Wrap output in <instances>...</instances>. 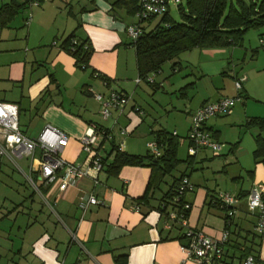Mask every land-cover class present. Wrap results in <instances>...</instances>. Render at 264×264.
Returning a JSON list of instances; mask_svg holds the SVG:
<instances>
[{"label":"crops","instance_id":"crops-1","mask_svg":"<svg viewBox=\"0 0 264 264\" xmlns=\"http://www.w3.org/2000/svg\"><path fill=\"white\" fill-rule=\"evenodd\" d=\"M54 1L48 0L36 7L26 6L10 19L0 12V101L14 103L18 107L20 129L30 138H36L47 124L64 132L68 142L60 156L67 162L86 164L80 139L88 127H101L109 132L110 138L99 142L97 147L98 155L107 158L113 145L129 154H140L144 145L147 152V144L153 141L155 132H168L159 122L162 120L165 125L172 115L176 137L179 130L187 136L195 111L204 103L223 97L240 96L241 127L248 118L264 117L262 42L259 47H252L249 43L245 44L244 35L240 52L237 46H233L235 50L229 58H240V71L234 65L232 76L224 72L228 57L216 59L227 54L223 50L231 47L192 49L181 53L176 58L178 65L175 67L176 70L187 71L181 80L169 83L164 81L163 75L158 79L162 83H156L153 78L154 83L148 84L154 91L161 85L169 84L173 88L171 92L179 97L174 102L169 98L163 103L154 99L157 93L152 94L151 103L162 111L167 112L171 108L179 113H172L165 117L166 120H157L145 109L147 102L143 95L147 94L146 90L140 89L141 94L138 93L137 87L142 81L135 82V54L132 58L129 55L126 58L120 56L125 47L124 28L116 22L117 15L111 16L108 12L109 4L100 0ZM10 2L0 0V8ZM117 17L120 18L119 15ZM105 28L120 30V34L106 36L108 32L104 31ZM72 33L75 40H86L92 50L85 69L79 68L62 46ZM176 70L171 72L175 74ZM228 76L243 80L240 92L234 87L233 93L226 94L224 85L222 89L213 83L218 77ZM110 91L127 95L128 102L122 112L112 110L109 118L102 119L99 103L93 94L106 95ZM235 113L238 110L235 112L233 109L231 116ZM220 117L212 118L206 124L215 141L220 135L216 121ZM149 118L153 124L147 127L148 132L140 131ZM256 133L255 130L252 134L253 140ZM199 151L203 152L185 160L186 168L194 171L197 161L201 166L206 163L208 155L203 149ZM0 160L9 163L6 158ZM110 160L111 157L108 162ZM1 174L0 165V177ZM250 174L253 181L249 189L232 193L239 202L230 231H240V214L248 215L246 194L254 186L264 187L262 164L257 163ZM149 177L150 169L124 166L116 175H108L103 169L96 185L89 178H81L62 192L55 185L47 188L39 185L40 194L33 187V192L29 193L24 190L23 184H2L0 227L7 229L11 224V231L16 232L18 241L7 239L11 245L1 249L18 256L12 264H116L115 258L123 256L126 257V264H197L188 258L184 248L187 241L179 240L182 235L180 227L174 224L168 226L165 216L157 210L165 193L157 196L151 190L146 205L140 203L139 209L135 208V200L143 195ZM11 182L15 181L11 179ZM218 192L208 197L207 205L221 211L215 203ZM91 195L99 204L82 208ZM183 200L188 203L185 197ZM191 210L187 217L188 227L215 238L220 236L225 229L223 211L222 230L210 232L213 227L191 221Z\"/></svg>","mask_w":264,"mask_h":264},{"label":"built area","instance_id":"built-area-1","mask_svg":"<svg viewBox=\"0 0 264 264\" xmlns=\"http://www.w3.org/2000/svg\"><path fill=\"white\" fill-rule=\"evenodd\" d=\"M46 1L48 0H41L40 2ZM170 1H140V9L135 15L137 22L128 25L125 29L131 41H135L141 36V24L143 22L152 17L160 16L169 10ZM173 1L176 4L181 2V0ZM38 5L39 1H32L29 7ZM262 43L264 44V39ZM73 44L76 45L77 43L74 41ZM143 80L137 77L135 82L138 84ZM242 81L241 79L235 81L234 87L238 92L242 89ZM145 82L153 84L154 79L148 76L145 78ZM93 97L99 103V115L102 119L109 118L112 110L122 112L128 102L127 95L116 91H110L106 95L95 93ZM239 100V95L234 98L223 97L214 102L204 103L195 111L186 136L189 143L188 155L190 157L196 156L201 149H211L214 152L220 151V145L212 139L206 124L212 117L230 114L235 103ZM172 134L176 135V132L174 131ZM109 138V133L106 134L104 129L88 127L80 139L81 150L86 154V164L79 165L67 162L60 156L68 142L64 132L47 124L36 138H30L20 129L18 107L14 103L0 101V158H6L37 193L41 194V191L35 183V178L38 179L43 188L55 185L60 192L66 190L69 186H73L81 178H89L95 185L98 184V175L102 172L104 166L102 158L97 153V147L99 142ZM147 148L152 156H160V150L154 141L148 143ZM24 158L29 160L27 172L18 164V160ZM193 189L186 177L179 182L173 199L175 207L166 212L165 223L168 226L174 224L180 227L182 235L187 241L184 248L188 252L190 260L197 264H224L229 232L224 229L220 236L215 238L187 225L184 212L190 208V205L184 202L183 199L184 195L187 192H192ZM218 200L222 207L226 208V216L232 219L239 199L227 193H219ZM98 204L99 201L94 195H91L88 197L86 204L82 205V208L85 209L88 205ZM245 204L248 215L254 219V234L264 239V187L254 186L248 192ZM225 222L229 225V221L224 220ZM238 264L264 263L261 262L259 255L250 254L239 260Z\"/></svg>","mask_w":264,"mask_h":264},{"label":"trees","instance_id":"trees-1","mask_svg":"<svg viewBox=\"0 0 264 264\" xmlns=\"http://www.w3.org/2000/svg\"><path fill=\"white\" fill-rule=\"evenodd\" d=\"M32 1L38 0H23L22 2L11 0L9 4H5L0 8V12H2L3 17L10 19L20 9L26 6L29 7ZM140 1L115 0L110 10H115V6H117L119 9H125L131 16H135L140 9ZM178 12L181 19L178 23L170 18L169 10L160 16L150 18L148 21L155 18H159V20L149 31H144L142 28L141 36L129 43L134 49L137 76L144 79V82L145 78L151 74H158L167 62H172L171 69L175 71V67L178 65L176 58L183 52L192 49L237 46L248 30L264 28V0L258 5L252 0H249L248 3L244 0H186L184 6L181 2L178 3ZM260 38L264 39V32L260 34ZM74 41L77 43L76 45L73 44ZM62 46L72 55L75 64L79 68L85 69L88 66L92 50L86 40L77 41L72 33L63 41ZM243 127L247 130L255 129L257 131L254 136L255 147L252 155L254 161L264 167V117L248 118ZM105 133L108 134L109 132L105 130ZM176 138V135L172 133L155 132L153 141L160 150V156L158 157L152 156L149 150L145 156L129 154L113 145L108 157L102 158L104 169L108 175H116L122 167L128 165L150 169V177L145 191L140 198L135 200V208L139 209L140 203L146 205L151 190L157 189L163 177L170 175L181 162L177 158L178 141ZM109 157H111L110 162H108ZM190 158L192 157L188 155L187 159ZM184 177L186 176L183 174L179 178H175L161 198L157 210L162 215L166 216L167 209L175 207L173 199L179 182ZM215 203L224 212L223 219L229 221V225L225 222V230L229 232L226 258L229 256L228 250L239 253L238 261L252 254L251 247L246 246L247 238L241 236V231H230L232 219L226 216V208L222 207L218 199L215 200ZM190 208L184 212L186 219ZM254 237L261 244L263 239L255 234ZM180 239H185V237L181 235ZM240 239L242 240L241 243ZM125 259V256L116 257L115 262L116 264H126Z\"/></svg>","mask_w":264,"mask_h":264},{"label":"rangeland","instance_id":"rangeland-1","mask_svg":"<svg viewBox=\"0 0 264 264\" xmlns=\"http://www.w3.org/2000/svg\"><path fill=\"white\" fill-rule=\"evenodd\" d=\"M3 1L6 2L8 0H3ZM40 1L39 4L42 3ZM56 1L58 0H55L54 2ZM100 1L108 3L109 8H111L113 7V3L115 0H100ZM244 1H246L247 3L249 2V0H244ZM252 1L256 5H258L262 0H252ZM185 2L186 0H181V4L183 6L185 5ZM108 12L110 13L111 16H114V13L116 12V15L120 16V18L116 16V22L119 23V25L123 26L124 28L123 40L125 43V47H124V51H122L120 56L126 58L129 55L132 58V56H134V49L132 46L129 45V43H131V39L127 36L125 29L128 25H131V23L135 22L137 18L135 16H131L130 14H128L125 9H119V7L117 6H115V10H108ZM169 16L176 23L181 21L178 12V4H176L173 0L169 2ZM158 20L159 18H155L150 21L143 22L141 24V27L144 29V31H149L156 25ZM104 31L108 32L106 36H110V35L117 36L120 34V30L111 29V28H105ZM263 32H264V28L248 30L245 33V37H244L245 44L249 43L252 45V47H255V45L259 47L260 42H262V40H260L262 39L260 38V34H262ZM236 48L237 51L240 52V41H239V45H237ZM232 50H235V47H231L229 49L223 50V52L225 51L228 53L216 57L217 60L223 58V56L228 57V61H227L228 63L226 65V70H224V72L231 76L234 72V65H237V70L240 71V58H237L236 60H234L233 58H229V56L232 55L231 53ZM128 51L130 53H127ZM171 65L172 62L165 63L162 66L161 72H159L158 74H151L150 77L155 78L156 83L159 84L162 82H159L158 79H160V77H162L163 75L165 77L164 81L168 80L169 83L178 82L179 80H181L183 73H187L186 69H182L185 65L181 67L182 70L177 69L175 74L171 72L172 71ZM235 81L236 80L231 79L228 76V77H218L214 79L213 83L216 84L217 86L220 85L222 89H223L222 85H224L225 93L231 94L233 93L234 90ZM161 87L160 89L154 91L151 85H148L144 81H142V83L137 88L139 89L138 93L140 94H141L140 89H144L147 92L145 96L143 95V99L145 102H147L145 103V107L149 109L147 108L145 109L146 111L148 110V114L152 115L154 119L160 120L162 118L163 120L164 119L166 120L165 117H168L172 113L173 114H179V113L176 111L173 112L171 108H168L167 112L162 111L155 104L151 103L153 95L157 93L154 99H156V101L161 100L163 101V103L168 102L169 98H171V100H173L174 102V100H177V98L179 99V97H177L175 93L171 92L173 88H171L169 84L161 85ZM221 88L219 89L221 90ZM234 97H237V94L234 95L233 97L229 96V98H234ZM190 98L191 96H189V99ZM146 104H148L149 106H147ZM240 104H241L240 100L235 103V108L233 109H235V112L236 110H238V113H235V116L233 117L231 116L232 113L231 111L230 114L216 119L219 127L218 130L220 131V135L218 136V140H216V142L220 145V151L214 152L211 149H203L208 155L207 156L208 159L203 166H201L200 163L197 161L195 164V166L197 165L196 166L197 169L194 171H192L190 168H186L187 166L185 160L187 159L188 156V141L186 139L185 132H183V130H179L177 136L179 140L177 157L181 162L175 167V169L171 172L170 175L164 176L159 184V187L157 189H154L155 195L159 196L168 190L173 179L175 178L177 179L183 174L188 175L189 177L186 178L194 189L192 192H187L184 195V197L188 201V203L192 205L191 221H193L194 223L196 221H199L201 224L206 223V226L213 227V229H211L210 232L212 230H217V231L222 230L221 217L223 216V213L222 211H218V209H216L212 205H207L209 203L208 197L213 196L214 193H217L218 191H220L218 193H227L233 196L234 194H237L240 191V189L243 190L249 189L253 181L249 171L253 172L254 168L257 166V163L254 161L252 155V152L255 147L252 134L254 135L255 130L249 131L241 127V123L243 122L240 120ZM172 116L168 117L169 121H167L165 125L164 123H162L163 122L162 120L161 122H159L165 129H167L169 133H173L176 129ZM212 118H210L209 120H211ZM152 124L153 122L151 118L145 120V125L141 127L140 131L148 132L147 127ZM149 137L150 136H148V139ZM142 148H143L142 152L136 155H140V156L146 155L145 146L143 145ZM200 152L203 151H199L198 153ZM28 163L29 160L25 158L18 160V164L26 172L28 171L27 168ZM0 165L2 166V174H3V175L1 174L2 177H0V197L2 195L1 190H3L4 188L2 184H7V183L23 184L24 190L28 191L29 193L33 192L32 186L29 185V183L25 180L23 175L19 173L16 168H14L11 164L7 163L4 160H0ZM128 166L134 168H142L141 166H131V165ZM144 168L148 169L146 167ZM11 179L15 182L14 183L11 182ZM34 180L37 186L41 185L37 178H35ZM25 207H27V205ZM240 217L242 219L240 221V228H241L240 233L243 238L244 237L247 238L246 246L251 247V253L253 255H259L261 262L264 263V239L262 240L261 244H259L258 243L259 240L256 237L253 238L254 235L253 217H250L246 213L240 214ZM2 226L4 225L2 224ZM11 230H13L11 224L10 226H8L7 229H3L0 227V264H8V263L12 264V262H16L18 259V256L16 254H13V252L3 251L1 249L3 247H6L7 244L11 245V242H8L7 239H9L12 242L18 241L15 234L16 232L14 233ZM241 242L242 240L240 239V243ZM228 255H229L228 258H225V260L223 261L224 264H238V258H239L238 252L228 250Z\"/></svg>","mask_w":264,"mask_h":264}]
</instances>
